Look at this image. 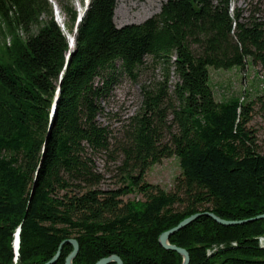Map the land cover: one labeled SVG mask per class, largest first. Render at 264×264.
Here are the masks:
<instances>
[{"label": "trees", "instance_id": "trees-1", "mask_svg": "<svg viewBox=\"0 0 264 264\" xmlns=\"http://www.w3.org/2000/svg\"><path fill=\"white\" fill-rule=\"evenodd\" d=\"M55 1L68 19L62 27L47 0H0V264H45L69 239L79 247L72 264L112 255L123 264H182L158 239L184 219L264 214V155L246 129L252 103L215 101L209 76L248 61L264 75V12L245 16L232 0H167L143 23L117 27V0H90L70 50L77 13ZM147 56L161 60L165 81L144 92L129 121L125 186L100 191L94 158L112 152L101 102L117 72L135 78ZM170 65L178 81L169 93ZM172 156L181 169L173 192L143 181ZM135 192L145 200L122 201ZM263 234L264 220L224 227L202 216L168 243L185 249L189 264H264L255 241ZM71 251L62 245L55 264Z\"/></svg>", "mask_w": 264, "mask_h": 264}, {"label": "rangeland", "instance_id": "rangeland-1", "mask_svg": "<svg viewBox=\"0 0 264 264\" xmlns=\"http://www.w3.org/2000/svg\"><path fill=\"white\" fill-rule=\"evenodd\" d=\"M47 1L53 5L56 23L62 27L65 22H68V19L64 17L59 7L56 5L55 0ZM166 1L167 0H117L114 12V24L117 27L128 24H141L158 14L161 6ZM68 2L71 8L77 13V17H79L81 15L80 11L84 10V2L82 0H68ZM231 7L233 9L239 8L243 11L245 16H247L251 11H255V9L264 12V0H232ZM63 31L66 35V30L64 29ZM67 37H73V39H75V34L73 33L72 35L66 36L68 40ZM167 72L166 87L170 93L173 91V87L178 81V78L171 65L168 67ZM165 74L166 70L161 60H154L150 56L145 58L144 64L136 71L135 78L130 77L120 70L117 72L109 96L101 102L102 113L98 117V123L106 127L110 132L112 145V152L108 154L101 153L94 158L95 168L103 177L102 183L97 187L100 191H114L125 186L126 182L124 180L123 171L120 170L123 160L120 149L127 143L125 132L128 130L130 119L141 113L144 92L156 91L160 84L165 81ZM209 76L215 101L226 102L233 98H240L244 100V102L252 103L251 120L246 125V129L253 132L259 153L264 155V101L258 100V98L264 94L263 73L259 71L258 67L252 66L250 61H248L244 68L235 67L228 70H215L209 68ZM170 119L169 117L167 121ZM168 139L169 136L167 135L164 142H167ZM180 175L181 169L179 160L175 156H172L150 167L146 171L143 181L148 185L157 186L165 192H173L176 180ZM62 194L63 192L60 193V195ZM121 199L124 203L127 201L143 202L145 197L135 192L122 196ZM15 240L14 236L13 249L16 254ZM255 241L257 247L264 251V234L257 236ZM221 247L222 244H216L211 247V250Z\"/></svg>", "mask_w": 264, "mask_h": 264}, {"label": "water", "instance_id": "water-1", "mask_svg": "<svg viewBox=\"0 0 264 264\" xmlns=\"http://www.w3.org/2000/svg\"><path fill=\"white\" fill-rule=\"evenodd\" d=\"M82 17H83V14H81L78 17L77 26H78V23L82 20ZM77 26H76V29L74 31L75 35H76V31H77ZM74 41H75V39H73L71 41V44H72L73 47H74ZM73 47H72V49H73ZM202 216L209 217L214 222H216L218 225H221V226H224V227L242 225V224L254 222V221H257V220H264V214H263V215L255 217V218L244 220V221H224V220L218 218L217 216H215L214 214H212L210 212L197 213L195 215H192V216L184 219L176 227L172 228L171 230H169L167 232H164L159 237V244L162 246V248L165 249V250H170V251H173V252H176V253L180 254L182 256V258H183V264H189V255H188L187 251L182 249V248H178V247H176L174 245H169L168 238L172 234H174L175 232L185 228L187 225H189L190 223H192L193 221H195L196 219H198V218H200ZM18 243H19V235L16 236V240H15L16 250L18 249ZM64 244L72 245V251L65 259V264H72V260L75 258L76 254L78 252V248H79L78 247V243L74 239H69V240L63 241L60 244L56 255L49 262H47L45 264H55L56 263V261L59 258V255H60L61 246L64 245ZM109 263L123 264L121 259L118 256H116V255H112V256L103 258V259L99 260L96 264H109Z\"/></svg>", "mask_w": 264, "mask_h": 264}, {"label": "bare ground", "instance_id": "bare-ground-1", "mask_svg": "<svg viewBox=\"0 0 264 264\" xmlns=\"http://www.w3.org/2000/svg\"><path fill=\"white\" fill-rule=\"evenodd\" d=\"M80 13H82V10L80 11ZM66 35H67V33H66ZM67 36H68V35H67ZM67 38H68V37H67ZM72 40H73V37H69V38H68V41H72ZM69 56H70V53L68 54V57H69ZM68 57H67V58H68ZM17 235H19V231H17V233H16V235H15V239H16V236H17ZM15 246H16V245H15Z\"/></svg>", "mask_w": 264, "mask_h": 264}]
</instances>
